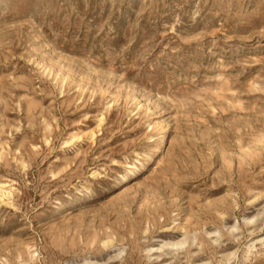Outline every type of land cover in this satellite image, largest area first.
I'll use <instances>...</instances> for the list:
<instances>
[{"label": "rangeland", "instance_id": "1", "mask_svg": "<svg viewBox=\"0 0 264 264\" xmlns=\"http://www.w3.org/2000/svg\"><path fill=\"white\" fill-rule=\"evenodd\" d=\"M0 264H264V0H0Z\"/></svg>", "mask_w": 264, "mask_h": 264}, {"label": "bare ground", "instance_id": "2", "mask_svg": "<svg viewBox=\"0 0 264 264\" xmlns=\"http://www.w3.org/2000/svg\"><path fill=\"white\" fill-rule=\"evenodd\" d=\"M162 136H164V133L162 134ZM163 142H164V137L161 139V146H160V148L162 147ZM142 166H144V165H142ZM134 173H135V171L132 170L130 174L132 175V174H134ZM127 177H128V175H122V177H121L122 180H121V181L126 180ZM119 183H120V182H119ZM119 183H118V184H119ZM118 184H116L115 186H118Z\"/></svg>", "mask_w": 264, "mask_h": 264}]
</instances>
